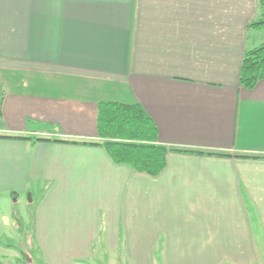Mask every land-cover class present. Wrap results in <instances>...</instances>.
I'll return each instance as SVG.
<instances>
[{
  "label": "crops",
  "instance_id": "0c3cea01",
  "mask_svg": "<svg viewBox=\"0 0 264 264\" xmlns=\"http://www.w3.org/2000/svg\"><path fill=\"white\" fill-rule=\"evenodd\" d=\"M260 14L258 0H0V222L31 194L30 264H264V78L239 83ZM100 100L138 102L186 151L154 176L113 162L89 143Z\"/></svg>",
  "mask_w": 264,
  "mask_h": 264
},
{
  "label": "trees",
  "instance_id": "16d2710c",
  "mask_svg": "<svg viewBox=\"0 0 264 264\" xmlns=\"http://www.w3.org/2000/svg\"><path fill=\"white\" fill-rule=\"evenodd\" d=\"M258 6L261 10L260 16L248 24L253 28L264 27V0H258ZM262 78L264 42L244 51L240 63L239 83L241 87L251 89ZM96 135L100 141L89 143L103 146L113 162L152 176L164 168L168 151H186L170 148L158 142L157 127L138 102L98 101ZM29 138L49 140L40 137Z\"/></svg>",
  "mask_w": 264,
  "mask_h": 264
},
{
  "label": "rangeland",
  "instance_id": "374dc122",
  "mask_svg": "<svg viewBox=\"0 0 264 264\" xmlns=\"http://www.w3.org/2000/svg\"><path fill=\"white\" fill-rule=\"evenodd\" d=\"M11 199L9 213L14 218L12 217L9 224L4 221L0 222V263L30 264L23 254L29 248L30 227L28 220L33 198L29 192H21L19 202L14 201L15 197ZM15 222L18 223V227H15Z\"/></svg>",
  "mask_w": 264,
  "mask_h": 264
}]
</instances>
